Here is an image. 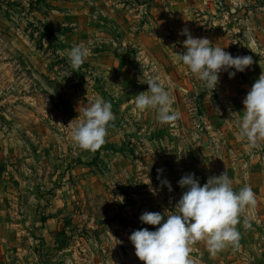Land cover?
Here are the masks:
<instances>
[{"label":"rangeland","instance_id":"374dc122","mask_svg":"<svg viewBox=\"0 0 264 264\" xmlns=\"http://www.w3.org/2000/svg\"><path fill=\"white\" fill-rule=\"evenodd\" d=\"M0 264H264V0H0Z\"/></svg>","mask_w":264,"mask_h":264}]
</instances>
